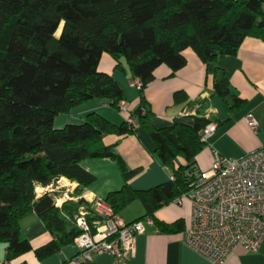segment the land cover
Returning a JSON list of instances; mask_svg holds the SVG:
<instances>
[{
  "label": "trees",
  "instance_id": "1",
  "mask_svg": "<svg viewBox=\"0 0 264 264\" xmlns=\"http://www.w3.org/2000/svg\"><path fill=\"white\" fill-rule=\"evenodd\" d=\"M247 38L264 42V0H0V243L7 244L5 260L31 251L44 260L74 244L81 233L74 214L85 200L58 207L54 196L59 193L38 188L66 178L77 184L75 195H81L95 181L81 166L86 159L111 158L119 164L125 184L103 201L118 215L134 201L142 202L145 214L132 222L153 218L188 193L196 157L206 145L199 132L213 120L199 110L193 125L156 128L145 89L160 66L173 73L183 68L187 49L209 64L221 55H236ZM105 53L114 59L115 71L141 82L140 101L129 120L116 125L90 112L80 124L56 128V117L95 98L110 100L121 111L122 86L99 70ZM212 96L220 97L228 112L246 103L220 67ZM185 97L175 94L176 100ZM204 103L197 102V108ZM138 127L149 134L156 157L174 174L173 180L147 190L130 186L139 171L129 170L115 147L104 143L107 135H135ZM178 158L186 164L176 165ZM33 213L53 235L37 249L21 232L22 219ZM96 219L89 217L90 222ZM155 224L165 233L182 229L180 222Z\"/></svg>",
  "mask_w": 264,
  "mask_h": 264
},
{
  "label": "crops",
  "instance_id": "2",
  "mask_svg": "<svg viewBox=\"0 0 264 264\" xmlns=\"http://www.w3.org/2000/svg\"><path fill=\"white\" fill-rule=\"evenodd\" d=\"M184 54L187 64L183 68L173 73L168 66H160L155 70L154 80L145 89V98L154 113L155 127L166 128L176 122L193 125L194 111L196 114L199 110L210 114L216 130L196 157L198 171L209 170L213 166L215 153L222 157L239 158L263 147L264 42L247 38L236 55H221L209 64H205L191 49H187ZM217 67L225 70L233 91L246 101L241 109L228 112L221 98L212 96ZM114 68V59L109 54H103L99 70L112 74L120 83L125 93L127 111H119L111 105L110 100L95 98L72 108L69 115L56 117V128H63L70 123L80 124L90 112H96L116 125L129 120L130 112L140 101L139 88L133 84L134 79L129 74L115 71ZM179 92L186 95L184 100L175 99V94ZM199 101L205 102L203 108H197ZM249 115L258 124L257 133L247 121ZM104 143L115 147L129 170L139 171L129 181L133 189L147 190L172 180L173 172L156 157L154 143L143 128L138 127L137 134L126 137L107 135ZM185 164L183 158L176 160V165ZM81 166L95 176V181L81 192L85 201L103 200L110 192L121 189L125 184L121 167L111 158L86 159L81 162ZM63 179L77 187L76 183ZM49 188L40 186L38 191H49ZM122 213L119 215L123 221L131 223L145 214V208L142 202L134 201L125 209L124 216ZM191 216L192 203L184 194L157 210L152 218L154 223L145 224L143 234L137 237L135 255L121 264H213L184 242V231L190 226ZM155 221L167 225L180 222L182 229L174 233L161 232ZM21 232L34 249L53 240V235L34 213L22 219ZM6 254L7 244L0 243V264H75L73 259L78 254V248L75 244L64 246L59 253L44 260H39L31 251L7 262ZM80 264H115V259L108 253H100L92 261ZM225 264H264V243L258 253L236 249Z\"/></svg>",
  "mask_w": 264,
  "mask_h": 264
},
{
  "label": "built area",
  "instance_id": "3",
  "mask_svg": "<svg viewBox=\"0 0 264 264\" xmlns=\"http://www.w3.org/2000/svg\"><path fill=\"white\" fill-rule=\"evenodd\" d=\"M133 84L141 87L137 79ZM119 108L126 112L127 103L122 101ZM247 121L257 133L258 124L252 115ZM215 130L216 124L212 122L199 135L207 142ZM215 155L213 166L197 170L190 191L184 194L192 203L191 223L184 231V242L211 263L225 264L236 249L258 253L264 243V146L239 158ZM63 181L66 180L61 178L57 186L49 188L59 193L54 196L58 207L82 198L75 195L76 187H69L73 184L65 185ZM85 202L74 214V223L81 233L75 238L78 254L73 262L92 261L100 253L112 255L115 264L130 260L136 252L137 237L143 234L145 224L154 223L152 218L125 223L103 200ZM91 216L97 219L90 222Z\"/></svg>",
  "mask_w": 264,
  "mask_h": 264
},
{
  "label": "rangeland",
  "instance_id": "4",
  "mask_svg": "<svg viewBox=\"0 0 264 264\" xmlns=\"http://www.w3.org/2000/svg\"><path fill=\"white\" fill-rule=\"evenodd\" d=\"M59 34V33H58ZM76 107V106H75ZM58 119V118H57ZM58 121V120H57ZM54 126H55V123H54ZM63 183H66L65 185H70L67 181H63ZM55 186H57V184L55 185ZM73 185H70L69 187L71 188ZM39 192H40V190H39ZM63 192H65V190H63ZM77 196H81V195H77ZM125 211V210H124ZM124 211H123V216H124Z\"/></svg>",
  "mask_w": 264,
  "mask_h": 264
}]
</instances>
